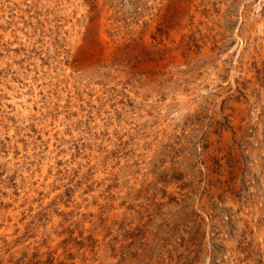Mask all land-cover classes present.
<instances>
[{
	"label": "rangeland",
	"instance_id": "1",
	"mask_svg": "<svg viewBox=\"0 0 264 264\" xmlns=\"http://www.w3.org/2000/svg\"><path fill=\"white\" fill-rule=\"evenodd\" d=\"M0 264H264V0H0Z\"/></svg>",
	"mask_w": 264,
	"mask_h": 264
}]
</instances>
